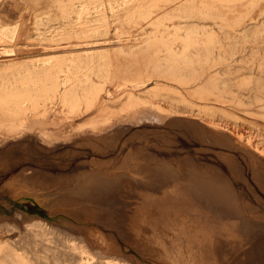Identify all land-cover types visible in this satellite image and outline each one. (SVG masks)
I'll return each instance as SVG.
<instances>
[{"label": "rangeland", "instance_id": "1", "mask_svg": "<svg viewBox=\"0 0 264 264\" xmlns=\"http://www.w3.org/2000/svg\"><path fill=\"white\" fill-rule=\"evenodd\" d=\"M1 259L264 264V0H0Z\"/></svg>", "mask_w": 264, "mask_h": 264}, {"label": "bare ground", "instance_id": "2", "mask_svg": "<svg viewBox=\"0 0 264 264\" xmlns=\"http://www.w3.org/2000/svg\"><path fill=\"white\" fill-rule=\"evenodd\" d=\"M145 41V40H144ZM123 45V44H122ZM138 45H136V47H137ZM174 111H176V110H174ZM174 111H172V112H174ZM178 111V110H177ZM181 112V111H180ZM175 113V112H174ZM173 113V114H174ZM179 113V111L177 112V114ZM181 114V113H180ZM189 114V113H188ZM176 115V114H175ZM182 115H183V112H182ZM192 115H194V114H192ZM189 116V115H188ZM185 117H187V116H185ZM192 117V116H191ZM202 117V116H201ZM204 117V116H203ZM189 118V117H188ZM203 120V119H202ZM206 120V119H205ZM204 121V120H203ZM210 121V120H209ZM207 122V121H206ZM212 122V121H211ZM211 124V123H210ZM215 124V123H214ZM226 124V123H225ZM224 126V128H226V129H229V128H231V126L230 125H223ZM223 128V127H222ZM234 134H236L237 135V137H238V140H240V142H242V144L244 143L245 144V142H243L242 141V139H244L249 145H248V147L250 146V148H253V149H257V150H260V148L255 144V143H253V132H249L247 135L246 134H243L242 135V133H240V132H235ZM255 140V139H254ZM28 194H31V196L32 197H34V198H37V200L40 202V203H42L45 207H49V208H51V209H53V211L55 212V210H54V207H57V206H61L60 205V202H59V200H58V202H59V204H57V203H55V197L53 196V197H50L49 196V194L47 195V193H44V192H41V191H39V190H34V189H32L31 191H30V193H28ZM56 194V193H55ZM54 194V195H55ZM60 196V195H59ZM58 196V197H59ZM61 197V196H60ZM57 209V208H56ZM59 209V208H58ZM67 209V208H66ZM77 210V209H76ZM63 212V211H62ZM70 213V212H69ZM39 221V220H38ZM43 222V221H42ZM0 261H3V259H1ZM0 264H3V263H1L0 262ZM7 264V263H6Z\"/></svg>", "mask_w": 264, "mask_h": 264}]
</instances>
